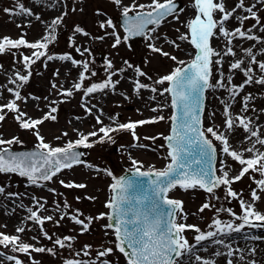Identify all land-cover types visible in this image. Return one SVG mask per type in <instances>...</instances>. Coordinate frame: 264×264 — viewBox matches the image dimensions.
<instances>
[{"label": "rangeland", "instance_id": "1", "mask_svg": "<svg viewBox=\"0 0 264 264\" xmlns=\"http://www.w3.org/2000/svg\"><path fill=\"white\" fill-rule=\"evenodd\" d=\"M183 3L185 11L180 14L179 21L169 17L154 33L153 39L148 41L146 38L123 41L125 32L121 27L119 20L122 8L114 5L111 0H0V38L9 37L11 39H19L21 36L28 42L41 41L42 37L47 35V29L52 24L53 19L63 15L62 22L55 29L56 39L51 42L46 52L53 56H61L68 54L73 59L80 61L81 64L74 66L71 61H62L59 59L47 60L41 57L30 68L25 69L22 62L24 55L31 56L33 49L21 47L20 49H12L0 54V85L14 87L9 84V78L14 76L15 71L21 74L31 72L29 81L19 88L22 97L25 100L17 101L21 111L27 113L26 118L40 119L50 111L51 107H55L57 111L52 113L56 117L53 120H45L43 124L37 126V130L44 138V142L52 147H64L69 141H75L79 138V133L87 134L94 130H98L101 126L116 127L118 124L135 122L139 120L151 119L157 116H164L165 119L154 124H146L136 128L138 140H134L130 131H117L111 133L112 140L103 143H94L92 148H85V160L83 164L74 166L72 169L63 170L51 181L38 182L42 186L31 184L26 178L15 173H0V187L4 189L0 193V233L7 235H18L20 242L28 243L34 247L53 248L55 255L48 253L31 252L30 255L12 252L11 246L4 248L0 246V264H14V261L7 260V256H15L20 259L23 264H64L68 259H80L96 261V252L104 247H113L115 239L112 230L106 229L104 226L109 223L105 219H95L101 213H109V209L104 205L111 197L110 185L114 183L113 177L116 178L117 171L122 161L139 160L143 162L155 163L167 159L169 149L166 146L164 136H168L167 124L171 116L168 96H160L158 93H152L149 90H141L139 95L134 91L133 83L135 79H139L142 83L148 84L158 89L166 87L155 85L153 82L165 75V72L175 63L168 57L161 56L151 51L148 44L154 43L157 47H161L163 51L168 52L171 56L177 57V61L185 57L193 48L185 41L179 40V36L186 29L183 24L192 18L194 12L189 5L191 0H177ZM237 0H233L231 5L234 6ZM20 3L24 7L30 8L34 13L32 16L17 15L19 8L16 5ZM133 0H122L123 5H130ZM138 4H148L150 0H136ZM246 5H251L252 0H245ZM53 7H56L53 10ZM260 7V6H258ZM13 10L12 14L6 13L4 9ZM102 14H97V13ZM66 13V15H64ZM247 14V13H246ZM258 15L264 24V7H260ZM39 16V19H36ZM112 19L115 25V31L122 39V43L117 47H113L114 36L107 35L113 31L112 28L101 29L99 23L107 19ZM255 23L253 20L244 22V29L251 28ZM20 25L21 27H18ZM79 26L89 35L85 36L76 33L75 28ZM238 26V23L231 27ZM179 29V31H177ZM257 29H253L255 31ZM103 37V39H100ZM238 39L233 41V47ZM166 41H175L179 47L173 46ZM212 47L217 51H223V37L214 38ZM79 49V51H77ZM87 49V51H85ZM264 50V49H263ZM83 53V55H81ZM101 53L103 58H99ZM262 50L260 52V56ZM217 59L216 57L213 58ZM239 59L238 56H224L222 59V71L227 77L232 75V83L240 85L245 77L240 70L229 72V64ZM127 61L132 67L128 68ZM88 63V71L85 73L87 77L83 82V87H89L94 83L104 82L110 73H116L112 76V80H119V84L115 89H106L103 92H97L91 96L85 97L83 90H73L71 97L62 95L64 90L72 89L73 84L79 82V74L83 71L82 63ZM111 62L112 67L108 68ZM140 68L147 73L148 77H137L135 69ZM125 69L124 71H119ZM58 70V75L56 74ZM258 79L260 75L253 73ZM218 76V66L212 65L211 83L215 84ZM53 84L56 87H53ZM3 94L0 95V104L7 103L13 99L6 89H0ZM251 94L252 99L248 102L249 110L242 111L243 97ZM155 99H152V97ZM38 98V99H35ZM221 99L229 100L228 92L221 89H209L206 101V114L204 122L208 126L223 127L224 116L222 115L224 105ZM55 101L53 104L52 102ZM91 108V114L86 112L85 107ZM93 105L95 107H93ZM163 106V111L153 112V107ZM255 109V111H253ZM231 115H242L251 117L254 114L264 121V85L253 82L246 85L242 92L231 102ZM5 119L0 122V138L4 140L17 137L21 143L13 144L9 147L12 150L36 148L39 141L32 130H25L19 127L15 120L16 113L5 110ZM215 113L213 117L211 114ZM100 116L103 125L97 124L96 117ZM114 118V119H110ZM225 129V128H224ZM225 132L229 138V142L238 137L244 136V132L240 128H236L234 134ZM63 133H67L66 136ZM103 135V134H101ZM59 137V139H57ZM144 137H157L154 141L144 139ZM91 141L98 140V137L90 138ZM245 155V154H244ZM250 154L245 155V157ZM224 157L220 156L219 159ZM227 163L231 165L230 176H234L240 170V165L230 158H226ZM87 165H92L89 168ZM217 168L220 167L218 160ZM99 169L100 171H97ZM111 172L112 176L107 173ZM220 175L219 172H217ZM255 179L261 177L257 173H252ZM63 180L65 183L74 182L76 184H85V188H65L60 184ZM232 189L237 193H242V199L251 202L250 192L256 188V184L246 175L242 180L231 185ZM54 189L55 192L50 191ZM261 199L255 202V209L264 214V193H258ZM172 199L183 202V213L177 217L178 223H186L199 227L202 232L214 231L213 221L219 219L222 225L232 223L234 226L241 223L230 215L228 209H231L237 216L242 215L239 200L226 198V189L222 186L215 190V198L202 189H190L187 191L179 188L169 193ZM33 197L44 203L45 211H40L42 217L51 215L53 220L46 221L43 225V231L47 232L52 240L46 239L41 231V227L32 221L27 220L29 216L28 208L36 210ZM92 197L94 199H89ZM65 202L70 206L64 208ZM212 205L209 209L202 213L198 210L204 203ZM57 204L60 211L56 210ZM77 210L82 213L81 219L87 222L88 217H92L89 230L81 234L80 226L74 224L70 217L76 214ZM219 210V211H218ZM63 213H67L64 219H60ZM58 222V223H57ZM212 225V227H210ZM18 227H24L23 233H17ZM107 232V235H105ZM192 247V253L185 255L178 264H194L185 260L191 257L197 250L203 249L204 246L214 244L213 239L205 240L200 243L195 241L198 235L193 230H186L183 234ZM65 236H72L71 247L63 249L56 246L53 241L57 238L62 239ZM239 236L245 237L247 242L256 243L264 246V226L248 227L246 226L241 232H233L230 239ZM35 237V239H33ZM255 237V239H254ZM214 239H221L218 236ZM69 243L66 241V244ZM85 245H91V255L85 257L82 250ZM216 246L213 245L212 249ZM255 249V248H254ZM213 250V251H214ZM251 250V249H250ZM77 253H81L77 255ZM102 259H106L110 264H127L125 257L114 250L113 253ZM255 261L258 263L255 255L252 254L250 259L246 258L244 264H251ZM236 264V263H234Z\"/></svg>", "mask_w": 264, "mask_h": 264}, {"label": "snow or ice", "instance_id": "2", "mask_svg": "<svg viewBox=\"0 0 264 264\" xmlns=\"http://www.w3.org/2000/svg\"><path fill=\"white\" fill-rule=\"evenodd\" d=\"M117 7L122 8L123 27L125 35L123 41L126 42L131 37L143 36L148 41L159 39L154 37L157 29L168 20L169 17L179 21V16L185 11L178 5L176 0H150L148 4H138L136 0L130 5H123L122 0H111ZM264 7V0H256L255 4L246 5L245 0H237L235 5L228 9L226 0H191L189 5L190 9L194 12L192 18L184 22L183 27L186 31L179 36V40L187 42L194 50L195 54L192 60L188 63L184 61H177V57L171 56L168 52L163 51L161 47H157L154 43H149L148 47L152 52L161 56L168 57L174 62H177L180 67H176L168 75H164L153 83L155 85L167 87L158 89L157 87L142 83L139 79L132 81L134 91L139 95L141 90H149L152 93H158L160 96L167 94L170 97V107L172 108V115L168 118L171 121L170 134L164 136L163 139L167 142V158H170V163L166 165L163 170H155L149 168L147 171H142L143 165L133 159L132 177L119 179L113 177L115 183L110 185V190L113 195L108 202L104 205L110 210L109 213H101L95 219H107L104 227L112 230L115 244L113 247H104L96 252V260L100 264H110L104 257L110 256L114 250L121 253L127 264H178V262L185 256L192 253V247L188 240L184 237L186 230H193L198 235L195 236V241L200 243L205 240L213 239L215 244L224 245L223 239H214L218 236L230 235L233 232L239 233L246 226L248 227H262L264 226V214L257 211L254 207L255 202L261 199L258 193H264V151L257 148V145L264 146V138L261 137L260 131L253 130V122L250 118L242 115L233 117L230 112L231 102L243 91L246 85L253 82L256 84L264 85V61L257 60L256 55L253 53L252 48L244 49V54L250 57L249 64L256 65L261 73L260 77L256 79L253 74L251 66L243 67L245 64L244 59H237L229 64V72L240 70L245 80L240 85L232 83V75L225 77L222 68V59L224 56H236L234 51L233 41L235 39L256 41L257 43H264L260 37L253 33V29H258L264 32V24L258 15L260 7ZM16 7L19 8L17 15L32 16L34 13L30 8L24 7L23 4L18 3ZM238 10L247 13L246 15H238ZM6 13L12 14L13 10L5 8ZM130 13H132L130 15ZM102 14V13H97ZM66 15V13H64ZM39 19V16H36ZM236 20L238 26L229 30L226 27L227 22ZM63 15L53 19L52 24L47 29V35L42 37L41 41L28 42L21 36L19 39H11L9 37L0 38V54L12 49H20L25 47L33 49L31 56L24 55L22 62L25 69L36 63L41 57H45L51 61L59 59L62 61H71L74 66L80 65L81 62L73 59L70 55L65 54L61 56H53L46 52L49 44L56 39L55 29L62 22ZM253 20L255 23L251 28L244 29L245 21ZM21 27L20 25H17ZM151 26V27H149ZM101 29L112 28L111 35L115 37L113 47H117L122 43V39L115 31V25L112 19H107L99 23ZM179 31V29H177ZM76 33H81L85 36L89 35L84 32L79 26L75 28ZM223 37L224 49L217 51L211 45L214 38ZM103 39V37H100ZM169 42V41H166ZM173 46L179 47L175 41H170ZM79 51V49H77ZM87 51V49H85ZM264 54V50H262ZM83 55V53H81ZM216 57L217 59H213ZM128 68L132 65L128 64ZM218 66V76L215 84L210 83L212 76V65ZM83 71L79 74V82L73 84L72 89L64 90L61 94L71 97L73 90H83L85 97L91 96L97 92H103L106 89H115L119 84V80L113 81L112 76L116 73H110L108 78L102 83H94L89 87L84 88L83 82L87 78L85 73L88 71V63H82ZM108 68L112 67L111 62L107 65ZM120 69L119 71H124ZM137 77H146L147 73L140 68L135 69ZM58 75V70L57 73ZM31 72L28 74H21L19 71L14 72V76L9 78L8 83L14 87H7L0 85V89L12 95L13 99L7 103L0 104V122L5 119V110L8 112L16 113L15 120L18 122L19 127L25 130H32L36 135L39 143L36 145V151L31 152H13L9 147L13 144H19L21 141L17 137L9 140L0 138V173L9 174L15 173L22 177H26L31 184L42 186L38 182L51 181L53 177L57 176L65 169H72L76 165L83 164L84 161L80 159L81 152L76 151L77 148H92L94 143H103L106 140L111 141V133L117 131H130L133 139L138 140L136 135V128L146 124H154L165 119L164 116H157L151 119L139 120L135 122H128L118 124L116 127L101 126L98 130H94L87 134L79 133V138L75 141H69L64 147H52L44 142V138L37 130V126L44 123L45 120H55L56 117L52 115L57 109L51 107L50 111L40 119L26 118L27 113L20 110L17 101L25 100L19 91L24 84L29 81ZM53 87H56L53 84ZM208 89H221L229 94V100L221 99L224 105L223 113L224 124L223 127L230 134H234L236 128H240L246 134L240 143L252 141L251 146L243 148L241 151L233 148L229 142V138L225 135L224 131L216 128L214 123L207 128L203 127L202 113L205 110V91ZM3 93L0 92V95ZM38 99V98H35ZM152 99H155L153 96ZM252 99L251 94L243 97L242 111L249 110L248 102ZM53 104L55 101L52 102ZM82 107H85L82 104ZM93 107H95L93 105ZM86 112L91 114V108L85 107ZM153 112L163 111V106L153 107L150 109ZM255 111V109H253ZM213 117L215 113L211 114ZM114 119V118H110ZM97 124L103 125L100 116L96 117ZM103 134V135H101ZM208 134L220 143V156L224 157L219 159L220 167L215 166L218 159L217 148L213 144V139H208ZM64 136L67 133H63ZM98 137V140L91 141L90 138ZM253 138H255L253 140ZM59 139V137H57ZM144 139L155 140L157 137H144ZM244 153L250 155L245 157ZM238 163L241 167L238 173L230 176L231 165L227 163V159ZM89 168L92 165H87ZM100 171L99 169H96ZM217 172L220 175H217ZM252 173H257L261 177L255 179L251 176ZM112 176L111 172L107 173ZM246 175L256 184V188L250 192L251 202L242 199V193H237L231 185L237 181L242 180ZM147 178V179H142ZM60 184L65 188H85L86 185L76 184L74 182L65 183L61 180ZM226 189V198L239 200L240 208L243 214L237 216L235 213L228 209L230 215L235 219L240 220L241 223L233 225L226 223L222 225V221L216 219L213 221L215 227L214 231L204 233L199 227L186 223H178L177 217L185 218L183 213V202L176 199L169 198V193L174 189H181L184 191L190 189H202L209 195L215 197V190L221 187ZM4 189L0 187V193ZM50 191L55 192L54 189ZM218 199V197H215ZM89 199H94L89 197ZM36 210L28 208L29 216L27 220L34 222L41 227L43 236L52 240V237L47 232L43 231V225L46 221L53 220L51 215L42 217L40 211H45L44 203L33 197ZM70 207L66 202L64 208ZM212 207L209 203H204L199 212ZM57 211H60V206L57 204ZM219 211V210H218ZM67 213H63L60 219H64ZM78 210L76 214L72 215L70 219L72 222L80 226L81 234L89 230L92 217L81 219ZM58 223V222H57ZM212 227V225H210ZM26 229L18 227L17 233H23ZM107 235V232H105ZM35 239V237H33ZM75 238L72 236H65L62 239L57 238L53 243L59 248L71 247V241ZM255 239V237H254ZM66 241L69 242L66 244ZM0 246L9 248L11 246L12 252H19L30 255L31 252L44 253L48 252L55 255L53 248L34 247L31 244L20 242L18 235H7L0 233ZM227 246V245H225ZM91 245H85L82 250V255L88 257L91 255ZM251 252L254 254L255 249ZM81 253H77L80 255ZM216 255H221L217 252ZM228 256L233 255V251L229 250ZM7 260L14 261V264H23V262L15 256H7ZM243 259V257H241ZM196 261H201L199 255L195 256ZM38 264V262H34ZM64 264H96V261L68 259ZM202 264H214L209 260H203ZM227 264H232L229 260ZM251 264H255L252 261Z\"/></svg>", "mask_w": 264, "mask_h": 264}, {"label": "bare ground", "instance_id": "3", "mask_svg": "<svg viewBox=\"0 0 264 264\" xmlns=\"http://www.w3.org/2000/svg\"><path fill=\"white\" fill-rule=\"evenodd\" d=\"M38 1V0H36ZM233 0H226V6L228 9H231L233 6L231 5ZM256 0H252V4H255ZM56 7H53V10H55ZM238 15H246L245 12L242 10H238ZM238 22L236 20H230L227 22L226 27L230 29L231 27L235 26ZM255 35L261 38V40H264V32H260L258 29L253 31ZM234 51L236 52V55L239 59H244L245 64L243 67L251 66L253 68V73L256 72L258 75L261 73L259 72V69L256 65H250V57H247L244 54V49L252 48L253 53L256 55L257 60L264 61V55L260 56L261 50L264 49V43H257L256 41H248V40H240L238 39L236 43L234 44ZM253 122V130H259L261 137L264 138V121L260 120L257 115H253L249 117ZM238 137L235 141H233L232 146L238 151H241L243 148H247L251 146L252 141H247L244 143H240V141L243 140L245 137ZM255 138H253L254 140ZM257 148H259L261 151H264V146L257 145ZM245 155L249 153H244ZM221 239L224 240L225 244H212L210 243L209 246H204L203 249H199L191 257H186L185 260H188L189 262H194V264H202L203 260H209L210 262H214V264H227L229 260L232 261V264H244L246 258L250 259L251 255L253 254L251 252L252 249L255 248V258L257 259L256 264H264V246L259 244H254L247 242L245 240V237L239 236L237 238L230 239V235L222 236ZM213 245L216 246V250L212 249ZM227 245V246H225ZM251 249V250H250ZM214 250V251H213ZM229 250L233 251L232 256H228L227 253ZM221 253V255H216L215 253ZM199 255L202 260L196 261L195 256ZM243 257V259H241Z\"/></svg>", "mask_w": 264, "mask_h": 264}, {"label": "water", "instance_id": "4", "mask_svg": "<svg viewBox=\"0 0 264 264\" xmlns=\"http://www.w3.org/2000/svg\"><path fill=\"white\" fill-rule=\"evenodd\" d=\"M177 3H178V5L180 6V7H183V3L181 2V1H176ZM132 13H130V15H131ZM119 23H120V25H121V27L123 28V30H124V27H123V17H122V15H121V17H120V20H119ZM149 27H151V26H149ZM143 38H145V37H143V36H137V37H131V38H129L128 40H135V39H143ZM194 54H195V50L194 49H192L185 57H183L182 59H180L179 61H184L185 63H188V62H190V60L193 58V56H194ZM98 57L99 58H103V56L101 55V53H99L98 54ZM181 65H179L177 62H175L166 72H165V75H168V74H170V72L171 71H173L176 67H180ZM212 77V76H211ZM210 82H211V79H210ZM166 87H167V84H166ZM209 90V89H208ZM208 90H206L205 91V101H204V104H205V110H204V112L202 113V121L204 122V116H205V114H206V101H207V93H208ZM168 101H169V105H170V97H168ZM170 110H171V115H172V108L170 107ZM203 127L204 128H207L208 127V125L207 124H205V123H203ZM167 128H168V132H169V134H170V128H171V121L169 120V122H168V124H167ZM218 130H220V131H224L225 132V129H224V127H216ZM225 135H227L226 134V132H225ZM208 138L209 139H213L212 137H211V135L210 134H208ZM213 144H214V146L217 148V152H218V159H217V161H216V164H215V166L217 165V163H218V160H219V157H220V154H219V150H220V143L218 142V141H215L214 139H213ZM166 146H167V142H166ZM11 151H13V152H31V151H36L37 149L36 148H31V149H20V150H12V149H10ZM76 151H78V152H81V153H83L84 155H82L81 157H80V159L82 160V161H84L85 160V148H83V147H80V148H77L76 149ZM132 160H126V161H122L121 162V164H120V166H119V169H118V171H117V174H116V178L117 179H119V178H121V177H125V178H131L132 177V169H133V165H132V162H131ZM136 161H138V162H140L142 165H143V167L141 168V170L142 171H147L149 168H153V169H155V170H163L165 167H166V165L170 162V158H167V159H165V160H163V161H160V162H155V163H149V162H143V161H139V160H136ZM77 166V165H76ZM66 170V169H65ZM124 173V174H123ZM123 174V175H122ZM218 175V174H217ZM142 179H147V178H142ZM114 183H115V181H114ZM169 195V194H168ZM111 196H112V192H111ZM169 198H171L170 196H169ZM172 199V198H171ZM109 212H110V210H109Z\"/></svg>", "mask_w": 264, "mask_h": 264}]
</instances>
